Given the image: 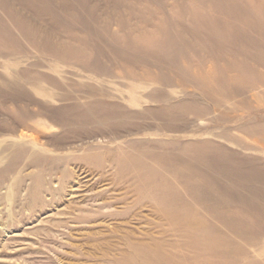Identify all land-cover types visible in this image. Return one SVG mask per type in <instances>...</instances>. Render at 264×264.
Masks as SVG:
<instances>
[{"label":"rangeland","instance_id":"obj_1","mask_svg":"<svg viewBox=\"0 0 264 264\" xmlns=\"http://www.w3.org/2000/svg\"><path fill=\"white\" fill-rule=\"evenodd\" d=\"M0 264H264V0H0Z\"/></svg>","mask_w":264,"mask_h":264}]
</instances>
